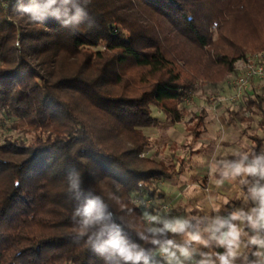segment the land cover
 <instances>
[{
    "label": "trees",
    "instance_id": "16d2710c",
    "mask_svg": "<svg viewBox=\"0 0 264 264\" xmlns=\"http://www.w3.org/2000/svg\"><path fill=\"white\" fill-rule=\"evenodd\" d=\"M262 52L264 0H0V113L31 135L0 138V264H134L104 250L113 237L143 254L136 264L167 263L178 231L148 223L146 200L166 198L186 159L150 154L153 107L181 122L199 82ZM229 115L264 131V87ZM192 120L198 139L205 114ZM249 137L259 159L264 138ZM89 201L102 218L84 228Z\"/></svg>",
    "mask_w": 264,
    "mask_h": 264
},
{
    "label": "rangeland",
    "instance_id": "374dc122",
    "mask_svg": "<svg viewBox=\"0 0 264 264\" xmlns=\"http://www.w3.org/2000/svg\"><path fill=\"white\" fill-rule=\"evenodd\" d=\"M99 46L95 49H101ZM244 59V58H243ZM236 61V66L242 64V60ZM234 75L228 78L226 81L218 84L211 85L204 82H199L196 88L190 93L188 98L182 104L185 111V115L182 117V121L178 123H172L160 110L153 107V113L160 118V125L157 127H151L144 129V132L152 138L153 148L150 154L155 153L158 159H166L175 161L177 157L186 159V171L184 174H188L189 170L195 168L197 172L198 181L203 187H206V181L213 172H222L228 170L227 166H224L223 158L228 156V143L241 139L240 145L246 153H251L252 162L249 167L255 166L258 171L250 173V179L252 186L258 188L260 185L259 179V164L254 157L253 150L250 151V147L253 144L249 133H257L260 137L264 138V131L258 127L259 117H255V121L251 124V128L247 129L245 123H229V111H238L241 108V103L230 100V97L234 94L232 81ZM263 83H256L252 88H256L261 91ZM202 112L205 114V121L207 125L206 131L200 136V138H194L189 134V126L193 123V117L195 114ZM10 121L6 119L2 113H0V138L3 139L6 136L12 139H21L29 141L31 135H24L21 132H17L10 128ZM213 142L216 146L211 147L212 154L208 151H203L201 143L210 144ZM224 142V143H223ZM148 153V152H147ZM216 166V167H215ZM225 179L224 177L222 180ZM192 181V179H190ZM187 182V181H186ZM185 182H180L178 178H173L170 181H162L161 187L166 193H175L174 198L166 196L164 200L155 195L153 200H146L145 216L147 219L153 220V223L159 218H165L170 223L176 221L184 222L189 217L187 209L183 208L182 202H180V188L183 187ZM264 184L261 183V185ZM186 186V185H185ZM160 189V188H159ZM158 193V192H157ZM185 193V192H184ZM184 224V230L178 231L176 234V240L181 242H189L190 229ZM173 244V243H172ZM174 244L172 245V248ZM170 250V249H169ZM170 254L162 255L164 261L168 263L182 264L178 261L172 260ZM157 263V262H155Z\"/></svg>",
    "mask_w": 264,
    "mask_h": 264
},
{
    "label": "crops",
    "instance_id": "0c3cea01",
    "mask_svg": "<svg viewBox=\"0 0 264 264\" xmlns=\"http://www.w3.org/2000/svg\"><path fill=\"white\" fill-rule=\"evenodd\" d=\"M239 142H241L240 138L230 144L226 143L229 154L223 158L222 164L229 169L218 173L213 172L206 181V187L199 183L195 168L193 170L191 168L187 175L184 172L178 177L180 182H185L178 194L182 202L181 206L187 209L189 215L183 223L190 229V237L198 235L200 240L190 238L189 242L185 243L175 239L174 247L172 248L173 244L164 247L161 255L175 253L170 258L182 264H200V261L204 260L220 264L218 256L226 253L228 248L227 245L220 244L218 240L224 233L230 231L229 226H233L238 233L234 242L237 255L233 264H264V247L256 245V249L250 251L255 245L251 243L252 237L264 240V225L257 222V225L253 227L252 221L249 220V217H252V220L258 221L260 210L264 207L259 195V190L264 189V184L261 185L264 175L259 171L260 185L255 188L252 186L250 172L235 173L234 169L237 165L246 169L252 162L251 153L244 152ZM201 146L203 151L212 154L210 148L216 145L211 142L209 145L201 143ZM253 148L252 144L250 151L254 152ZM254 157L259 164V169L264 168V145L259 159L255 152ZM223 177L225 179L222 180ZM174 194L167 193V197L173 199ZM234 216L235 219H233ZM182 249L187 250V256L183 255Z\"/></svg>",
    "mask_w": 264,
    "mask_h": 264
},
{
    "label": "clouds",
    "instance_id": "9594fccd",
    "mask_svg": "<svg viewBox=\"0 0 264 264\" xmlns=\"http://www.w3.org/2000/svg\"><path fill=\"white\" fill-rule=\"evenodd\" d=\"M55 3V0H48V4L51 5ZM25 12L30 11L29 8H24ZM235 173H239L241 171H247L250 173H255L258 171V169L253 166L246 169H242L239 165H237L234 169ZM262 175H264V168L259 169ZM72 187L77 188L78 187V179L72 180ZM255 192V190H254ZM259 195L261 197V204L264 205V189L259 190ZM78 215H82L83 220L82 224L84 228H87L88 226L94 224L96 221H99L102 218V212L98 211L96 209V203L95 201H89L88 204L83 207L82 210H77ZM236 217L234 216L233 219ZM249 220L252 221L253 227L257 225V222H259L261 225H264V207L260 210V215L257 220H252V217H249ZM221 227L223 225L221 224ZM230 231L227 233H224L219 238V243L222 245H227V252L219 255L218 259L220 261V264H233V260L236 257L237 253L234 250V242L238 236V233L236 232V229L233 226H229ZM165 229H170L173 232L176 231H183L184 230V223L180 221H176L174 223L166 222L164 225ZM155 231V230H154ZM160 231H163L161 229ZM103 231L100 232L99 235H103ZM191 239L193 240H200V237L198 235L191 236ZM154 243H158V241H154ZM169 244H171V241H168ZM251 243L255 245H260L264 247V240H259L256 237L251 238ZM104 250H111V254L118 255L121 257L124 261H132L134 264L136 262H139L143 258V254L141 252L135 251V246H129L126 244L122 239L113 237L105 242V249ZM167 251V249H165ZM183 255L187 256L188 252L187 250L182 249L181 250ZM172 256L175 255V253L171 254ZM144 264H148L147 259H144ZM200 264H214V262H210L208 260L200 261Z\"/></svg>",
    "mask_w": 264,
    "mask_h": 264
},
{
    "label": "built area",
    "instance_id": "2783aa9c",
    "mask_svg": "<svg viewBox=\"0 0 264 264\" xmlns=\"http://www.w3.org/2000/svg\"><path fill=\"white\" fill-rule=\"evenodd\" d=\"M19 44V42H17ZM241 65H235L234 80L232 81L234 94L230 100L241 103L247 92L256 83H263L264 86V52L259 54L248 55L242 60ZM152 219H147L150 223ZM158 264V263H152ZM176 264V263H165Z\"/></svg>",
    "mask_w": 264,
    "mask_h": 264
}]
</instances>
